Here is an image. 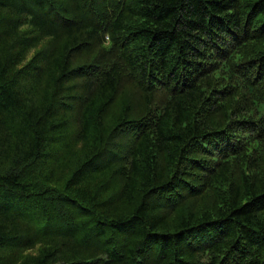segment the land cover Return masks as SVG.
Returning <instances> with one entry per match:
<instances>
[{"label":"trees","instance_id":"16d2710c","mask_svg":"<svg viewBox=\"0 0 264 264\" xmlns=\"http://www.w3.org/2000/svg\"><path fill=\"white\" fill-rule=\"evenodd\" d=\"M0 264H264V0H0Z\"/></svg>","mask_w":264,"mask_h":264}]
</instances>
